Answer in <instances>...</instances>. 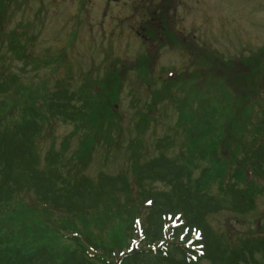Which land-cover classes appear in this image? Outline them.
<instances>
[{"label":"rangeland","instance_id":"obj_1","mask_svg":"<svg viewBox=\"0 0 264 264\" xmlns=\"http://www.w3.org/2000/svg\"><path fill=\"white\" fill-rule=\"evenodd\" d=\"M103 3L0 0V71L16 77L15 88L0 97V128L21 123L35 110L43 120L36 138L40 157L50 150L63 154L62 174L73 161L82 166L81 174L92 179L106 174L131 181L135 165L156 156L155 141L165 136L172 141L166 156L183 161L190 155L189 139L194 136L187 133L189 121L194 115L196 122L198 106L207 98L219 120L218 153L226 163L222 175L230 176L233 168H239L236 160L252 145L250 126L264 119L260 110L264 109V58L257 59L264 53V0H186L190 11L182 27L185 33L197 36L199 46L190 58L189 53L181 56L169 45L155 48L145 44L139 36V26L145 21L141 13L130 21L128 9L115 4L105 9ZM192 5L200 11L195 18ZM13 43L24 49L23 58ZM214 59L218 63L212 67ZM237 62L246 70L232 78L235 82L226 83ZM239 78L243 87L237 83ZM63 83L72 92L92 94L94 100L98 97L95 127L102 130V137L92 135L94 141L80 147L82 129L47 113L50 99L45 95ZM178 100L184 109L179 108ZM80 157L85 159L83 165ZM209 167L208 161L197 158L190 168L197 177ZM208 186L209 193L217 192V179L212 175ZM24 199L0 209V232L30 228L49 237L53 227L47 220L50 217ZM254 203V209L246 214L223 212L207 221L230 244L249 235L264 236V194L255 196ZM138 211L126 193L102 206L100 221L92 219L88 229L79 218L55 217L82 232L89 231L91 238L103 244L117 245L127 240L123 237L127 220L139 216ZM31 236L36 235L31 232ZM51 239L55 240L53 235Z\"/></svg>","mask_w":264,"mask_h":264},{"label":"trees","instance_id":"obj_2","mask_svg":"<svg viewBox=\"0 0 264 264\" xmlns=\"http://www.w3.org/2000/svg\"><path fill=\"white\" fill-rule=\"evenodd\" d=\"M11 46L23 58L24 49L14 43ZM258 55L257 59L264 58V53ZM217 63L212 60L211 66ZM235 64L238 68L234 65L230 68L226 83L235 82L232 78L246 70L237 66L239 62ZM15 83V76L0 71V97L13 90ZM237 83L243 87L241 79ZM56 89L45 95L50 99L47 113L82 129L80 147L93 142L92 135L102 137V130L95 127L98 97L94 100L92 94L72 92L67 83L57 85ZM212 104L206 98L198 106L196 122L194 115L189 121L191 132L187 133L194 137L189 139L192 151L186 159L181 161L164 154L172 146L165 136L155 141L156 156L135 165L131 181L122 175L106 174L92 179L81 174L82 166L73 161L62 174L60 163L66 158L63 154L50 150L40 157L36 138L43 120L35 110L21 123L0 128V209L26 198L30 205L49 216L47 220L53 224L49 237H42V232L30 228L0 232V264H264V236L249 235L236 245L230 244L207 221L209 216L223 212L246 214L254 209L255 196L264 194V119L257 126H250L253 134L250 150L236 160L239 168H233L231 175L224 177L222 168L226 163L218 153L219 120ZM184 107L179 104L180 109ZM260 110L264 114V109ZM197 158L208 161L210 167L194 177V169L190 167ZM80 159L83 165L85 159ZM211 175L218 185L214 194L208 191ZM156 184L162 188H156ZM126 193L139 208V216L127 220L124 243L103 244L91 238L89 231L82 232L55 217L79 218L88 229L89 221H100L102 206L113 203L116 195ZM31 232L36 236L32 237ZM132 243H138L137 248H131Z\"/></svg>","mask_w":264,"mask_h":264},{"label":"flooded vegetation","instance_id":"obj_3","mask_svg":"<svg viewBox=\"0 0 264 264\" xmlns=\"http://www.w3.org/2000/svg\"><path fill=\"white\" fill-rule=\"evenodd\" d=\"M102 2L105 9L109 8L110 4L122 5L128 9L132 13L128 18L130 21L137 13H141L145 21L139 26L141 34L135 33L140 34L145 44L155 48L161 44L169 45L170 49H175L181 56L189 53V58L198 53L197 36L185 33V28L182 27L185 23V14L190 11V6L186 7V4H189L186 0H102ZM192 7L195 18L196 13L199 16L200 11L196 12V5Z\"/></svg>","mask_w":264,"mask_h":264}]
</instances>
